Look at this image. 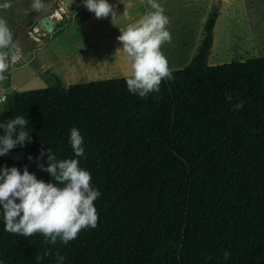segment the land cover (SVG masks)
Here are the masks:
<instances>
[{
	"label": "trees",
	"instance_id": "obj_1",
	"mask_svg": "<svg viewBox=\"0 0 264 264\" xmlns=\"http://www.w3.org/2000/svg\"><path fill=\"white\" fill-rule=\"evenodd\" d=\"M217 18L181 71L9 93L0 264H264V58L209 67Z\"/></svg>",
	"mask_w": 264,
	"mask_h": 264
},
{
	"label": "rangeland",
	"instance_id": "obj_2",
	"mask_svg": "<svg viewBox=\"0 0 264 264\" xmlns=\"http://www.w3.org/2000/svg\"><path fill=\"white\" fill-rule=\"evenodd\" d=\"M45 1L47 0H0V68L2 57L12 63L13 58L9 54L16 52L14 40L19 36L45 42L44 48L33 53L29 64L21 66L20 61L14 63V70L7 78L0 79V110L3 112L5 101L12 92L8 88L10 85H21L29 77L36 75L39 77L28 86L19 88L18 92L49 87L50 81L41 76L44 73L42 71L49 72L48 67L59 63L63 55L66 56L89 42L93 34L90 32L93 29L96 31L91 24L93 7L97 8L100 4L104 6L103 13L100 11L96 17L95 11L93 19L104 22L100 24L102 31L116 30L143 15L147 16L151 27L150 30L138 34V41L134 39L132 43L129 42L133 51L139 55L129 56L135 57L132 58L135 63L129 67L128 74L116 76L135 77L158 72L160 67L155 59L157 53L163 68L159 73L185 69L196 55L204 37V25L214 11H217L218 18L213 31L214 43L208 58L209 67L264 58V0H108L109 8L107 0H80L81 11L88 8L90 12L85 21L79 19L81 11H73L70 13L72 21L51 38L35 32L30 35L28 27ZM32 2L35 4L33 10ZM68 20L63 16L59 25ZM98 24L95 26L100 28ZM153 40L154 45L151 44ZM35 57L38 61H33ZM2 98L5 101H1Z\"/></svg>",
	"mask_w": 264,
	"mask_h": 264
},
{
	"label": "crops",
	"instance_id": "obj_3",
	"mask_svg": "<svg viewBox=\"0 0 264 264\" xmlns=\"http://www.w3.org/2000/svg\"><path fill=\"white\" fill-rule=\"evenodd\" d=\"M103 7L104 6L102 4H100V6L97 8L93 7L92 15L95 16L94 14L95 11H96V17L98 16L100 11L103 13V9H102ZM107 7L109 8L108 0H107ZM34 8H35V4L34 2H32L31 10H33ZM109 15H110V10H108V16ZM92 19H91L92 28L94 27L96 31L93 29L90 32L93 34L91 35L89 42L84 43L83 46L79 47L78 49H75L68 55L66 56L63 55L64 57L63 56L61 57L59 63L56 64L53 63V65L48 67L49 72L55 75L57 78H59L65 87L69 85H76L81 83L126 78L125 76H116V75L128 74L129 67L131 66L132 63H135L134 59H132L135 57H129V56L131 54H134V56L139 55L138 53L133 51V47L132 45L129 44V42H131L134 39L138 41V39L140 38V35L138 36V34H140L141 32L147 29L148 30L151 29L150 23L148 21L149 19L145 15L130 20L128 23H125L122 27H119L116 30H112V31L111 30L102 31V27L100 24H104V22H101L99 19L95 21L94 19L93 20ZM106 22L109 24V21ZM97 23H99L98 25L100 26V28L95 26V24ZM28 28H30V26ZM21 37L24 36H19L17 39L14 40L16 51L19 45L18 41L21 39ZM53 41L54 38H52L51 44H53ZM151 44L154 45V40L151 42ZM9 56L13 58L12 63L8 60H5L4 57H2L3 60L0 68L1 80L7 78V76L14 70L13 69L14 63L20 61L22 66V61L20 58L15 56V52L10 53ZM155 59L157 61L158 66L160 67V70L154 73L162 72L163 68L161 63L158 61L159 59L158 53L156 54ZM33 61H38V60L35 57ZM42 72H45V70ZM38 77L39 76L34 75V77H29L28 79H26L25 82L22 83L21 85H10L8 88H11L12 91L18 92L19 88L28 86L31 83V81H34L35 78ZM1 113H3L2 110H0V114Z\"/></svg>",
	"mask_w": 264,
	"mask_h": 264
},
{
	"label": "water",
	"instance_id": "obj_4",
	"mask_svg": "<svg viewBox=\"0 0 264 264\" xmlns=\"http://www.w3.org/2000/svg\"><path fill=\"white\" fill-rule=\"evenodd\" d=\"M82 9L79 0H47L38 9L33 17L32 24L29 28V34L33 32L40 36L51 38L59 25V15L61 18L65 16L67 19L72 18L70 13L80 11ZM17 51L15 56L20 58L22 66L29 64L32 60V55L36 50L45 47V42L32 37H21L18 41Z\"/></svg>",
	"mask_w": 264,
	"mask_h": 264
},
{
	"label": "bare ground",
	"instance_id": "obj_5",
	"mask_svg": "<svg viewBox=\"0 0 264 264\" xmlns=\"http://www.w3.org/2000/svg\"><path fill=\"white\" fill-rule=\"evenodd\" d=\"M57 18L60 20V16L58 15Z\"/></svg>",
	"mask_w": 264,
	"mask_h": 264
},
{
	"label": "built area",
	"instance_id": "obj_6",
	"mask_svg": "<svg viewBox=\"0 0 264 264\" xmlns=\"http://www.w3.org/2000/svg\"><path fill=\"white\" fill-rule=\"evenodd\" d=\"M1 101H5V99L4 98H2V100Z\"/></svg>",
	"mask_w": 264,
	"mask_h": 264
},
{
	"label": "flooded vegetation",
	"instance_id": "obj_7",
	"mask_svg": "<svg viewBox=\"0 0 264 264\" xmlns=\"http://www.w3.org/2000/svg\"><path fill=\"white\" fill-rule=\"evenodd\" d=\"M29 33V32H28ZM29 35V34H28Z\"/></svg>",
	"mask_w": 264,
	"mask_h": 264
}]
</instances>
